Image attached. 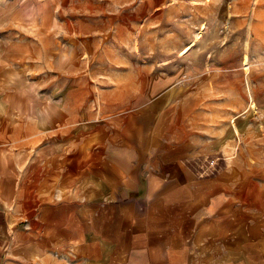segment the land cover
I'll list each match as a JSON object with an SVG mask.
<instances>
[{
	"label": "crops",
	"instance_id": "1",
	"mask_svg": "<svg viewBox=\"0 0 264 264\" xmlns=\"http://www.w3.org/2000/svg\"><path fill=\"white\" fill-rule=\"evenodd\" d=\"M2 43L0 264H264V178L241 166L225 78L185 93L145 60L56 92L53 61Z\"/></svg>",
	"mask_w": 264,
	"mask_h": 264
},
{
	"label": "rangeland",
	"instance_id": "2",
	"mask_svg": "<svg viewBox=\"0 0 264 264\" xmlns=\"http://www.w3.org/2000/svg\"><path fill=\"white\" fill-rule=\"evenodd\" d=\"M144 2L0 0L7 15L0 48L3 39L17 40L24 52H37L45 75L53 61L61 77L56 92H94L93 66L123 68L145 60H169L167 71L174 74L183 70L177 86L185 93L205 87L197 73L217 83L225 78L232 124L246 128L242 136L237 131L238 156L246 160L241 166L264 178V0H162L161 17L149 16ZM67 73L72 74L68 83L62 79ZM210 160L202 167L214 168Z\"/></svg>",
	"mask_w": 264,
	"mask_h": 264
},
{
	"label": "built area",
	"instance_id": "3",
	"mask_svg": "<svg viewBox=\"0 0 264 264\" xmlns=\"http://www.w3.org/2000/svg\"><path fill=\"white\" fill-rule=\"evenodd\" d=\"M214 161L213 160H210V162L208 163L210 165V167H212L214 165Z\"/></svg>",
	"mask_w": 264,
	"mask_h": 264
}]
</instances>
